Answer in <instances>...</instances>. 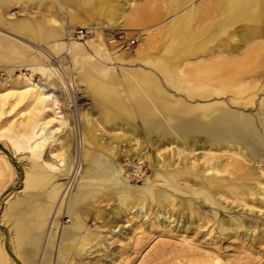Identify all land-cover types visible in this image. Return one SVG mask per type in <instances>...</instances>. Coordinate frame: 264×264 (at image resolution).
Segmentation results:
<instances>
[{
	"label": "bare ground",
	"instance_id": "obj_1",
	"mask_svg": "<svg viewBox=\"0 0 264 264\" xmlns=\"http://www.w3.org/2000/svg\"><path fill=\"white\" fill-rule=\"evenodd\" d=\"M31 1L0 0V27L26 33L29 27L25 18L11 21L3 15V11L18 4L25 8ZM54 1L59 3L60 0ZM121 1L78 0V4L91 15L102 16L101 22L68 16L59 21L51 13L49 18L42 17L34 34L46 42L45 45L24 41L13 34L4 36L0 32L1 59H25L23 65L45 75L44 81L34 80L31 76L13 78L14 67H10L9 79L0 85V137H5L4 142L17 154L24 151L27 159L20 195L13 193L11 197L15 198L7 200L1 217L13 231L14 251L22 264H67L69 253L82 255L89 250L94 239L86 225L85 215L96 212L95 218L98 219L106 213L93 203L97 202V196L103 199L108 195L115 196L119 205L111 209L112 212L126 211L129 214L133 207L140 208V212H133L139 222L138 228L147 225L151 204L159 205V211L164 205L171 207L172 211L175 204L178 210L194 207L201 198L202 204L214 208L217 215L220 209L224 210L218 200L224 187H228L231 194L243 191L245 196L251 197L257 192L264 197L257 186L262 185L256 181L253 187H249L248 178V169L253 166L264 174L260 164L264 153V96L255 102L254 112L238 109L252 104L259 92V78H263L264 74L255 73L253 69L255 64L264 66V43L254 42L244 54L228 53L213 57L206 71L199 73L197 81L201 85L198 87H183L181 81L184 79L181 77L185 74L178 67L174 74L172 65L173 59L177 58L181 63L184 58L178 57L189 53L212 55L217 50L207 47L206 43L217 37L220 38L216 40V45L221 50H228L237 32L241 38L253 40L259 37L264 33V0H206L200 6L206 10L205 16L209 22L199 26L201 30L188 21L190 12L176 13L173 23L169 25L174 42L164 45L166 56L159 60H146L152 48L153 29L135 27L146 31L140 35L143 46L132 55H126L116 48L111 34L104 35L105 27L123 28L133 34L134 27L131 25L156 19L141 11L133 0L128 3ZM185 1L178 0L177 3L183 5ZM239 21L245 23L229 31L230 25ZM77 27H90L94 33L83 40H73L69 34ZM65 33L67 40H62ZM25 35L33 42L34 37L30 33ZM113 46L115 49H112ZM231 48L234 51L239 49L237 45ZM60 52L69 56L67 66L57 57ZM134 61H140V66L122 65ZM115 62L121 64L120 76L113 75L111 67L104 64ZM147 66L158 70L168 84L184 91L187 97L196 95L203 100H211L193 103L176 94L169 96L153 74L143 68ZM75 81L84 84V89L98 108L97 113L110 127L108 131L83 111L74 118L73 129L66 134L62 132L71 121L69 113L61 114L62 109L59 108L62 103L58 97L61 95L64 100H70V104L75 103L76 97L69 96L76 86ZM121 84L122 89L118 87ZM56 88H59L58 95L55 94L58 91ZM137 135L150 142L154 152L159 151L160 147H169L170 154L171 151L185 149L190 155L192 151L208 146L214 150L229 147V155L223 157L222 153H209L211 160L204 161V165L191 164V168L171 169L167 165H172V159L167 164L156 153L150 163L156 168L153 179L145 178L141 187L132 186L121 173L122 168L113 161L119 153H123L130 163L133 162L120 144L129 142ZM0 157L3 161L0 160L2 195L8 187L9 175L5 172L10 170V166L2 155ZM141 157L137 158V173H142ZM169 157V154L166 155L167 160ZM82 164L86 173H80L81 177L77 180L76 175ZM182 176L188 177L183 179ZM67 178L77 181V188L71 194L67 190L69 183L58 182ZM157 180L162 181L159 187L156 186ZM61 210L67 213V222L70 223L55 230L58 228L56 217L62 213ZM187 210V218L192 220L196 214L192 209ZM171 217L172 214L165 215L168 222ZM244 223L241 217L222 215L211 225L215 224L213 229L217 232L232 237L241 228L244 231L254 230L251 226L245 227ZM183 225L188 228L185 222ZM200 226L193 227L198 229ZM4 242V237L0 236V264H10ZM201 257L198 264H226L214 253H201Z\"/></svg>",
	"mask_w": 264,
	"mask_h": 264
},
{
	"label": "rangeland",
	"instance_id": "obj_2",
	"mask_svg": "<svg viewBox=\"0 0 264 264\" xmlns=\"http://www.w3.org/2000/svg\"><path fill=\"white\" fill-rule=\"evenodd\" d=\"M130 0H123L122 3H128ZM136 4L135 6L141 7V11L147 13L149 17L155 16L156 19L145 22L140 25H131L134 27L132 31L133 34L127 33L126 29L115 28L110 29L106 28L104 31L105 36L109 34L115 35L116 33L124 35L125 38L133 37L135 42L127 50H123L126 55L136 54V51L143 46L142 38L140 35L146 30L135 29V27L145 26L146 28L153 29V41L151 44V49L146 55L147 59L159 60L162 56H166V51L164 50V45L169 42H174L169 29L170 23H173V17L176 13L186 14L191 13V17L188 20L191 25L202 26L205 23L208 24L209 20L205 16L206 10L200 6L206 0H186L183 5L178 4V0H133ZM38 4V5H37ZM5 17L11 21H18L22 19L27 20L29 30L26 33H30L34 40L28 39L24 31H11L6 26L3 28L0 27V32L7 35H15L23 39L24 41H29L33 44L45 45L44 41L40 40L34 34L38 21L42 17L49 18L50 14L53 15L55 19L60 21L61 18L74 17L76 19H85L89 20L90 18L94 21L102 20V16L91 15L84 6L78 4V0H60L59 3H56L54 0H43V2L32 0L31 3H28V6L22 8L18 5H11L8 8L4 9ZM245 23V21H239L232 23L229 27V31L238 29V27ZM105 25L104 23H101ZM237 27V28H236ZM204 28V27H203ZM199 30L200 27H199ZM240 32V31H239ZM66 34V33H65ZM202 34V33H200ZM6 35V36H7ZM71 34H69V37ZM203 36V35H202ZM11 40H16L12 37L7 36ZM220 37H217L213 40H210L206 43L207 47L214 48L215 53L212 55L206 53L194 54L189 53L186 56L178 57L184 58L181 63H178L179 60L173 59L172 65L175 68L173 70L174 74L177 72V67L185 74L183 75L184 81L181 83L183 87H198L201 85L198 80L199 73L202 70L206 71V66L209 62L212 61L215 56H225L228 53L231 55H240L244 54L247 50L251 49L254 42L259 41L261 44L264 43V33L260 34L259 37L251 40L249 37L241 38L239 33H235L233 38L235 39L230 47L227 49H219L220 47L216 45V40L218 41ZM73 40H77L71 37ZM62 40H67V34L62 38ZM49 42V41H47ZM19 43V41H18ZM21 44V42H20ZM237 45L239 49L237 51L232 50L231 46ZM145 46V45H144ZM112 49H115L113 46ZM260 50V49H259ZM122 51V50H121ZM264 52V49L262 53ZM62 61V63L67 66L70 63V58L67 54L62 52L58 53L57 57ZM134 57V55H133ZM136 57V55H135ZM182 60V59H181ZM25 62V59H11L4 60L0 58V85L5 83L9 79L8 69L14 67L12 77L16 78L18 76H31L34 80L40 79L41 81L45 80V75L39 72H33L27 66L22 63ZM177 62V63H176ZM111 67V73L117 76L122 75L120 70L121 64L118 62L115 63H104ZM140 61H134L132 63L122 64L125 67H137L140 66ZM20 66V67H16ZM253 72L258 73L262 72L264 74V66L255 64ZM148 69L153 76L158 80L159 85L164 89L166 94L171 96V94H176L184 98V100L193 101V103H204L209 100H203L198 96L189 98L186 96L184 91L176 90L173 86L168 84L162 74L154 69V67H143ZM77 69V68H76ZM9 83V82H7ZM75 87L70 91L69 96L76 97V102L70 104V100H64L60 95L58 101L60 104V110L62 109L61 114L67 112L70 114L68 125L65 126L62 132L69 133L73 129L74 118L77 117V114L83 111H86L87 114L97 120V122L103 127L104 130L108 131L110 127L104 121H102L100 114L97 113L98 108L95 106L92 98L88 95L87 91L84 89L85 86L79 81H75ZM260 87L258 88L257 95L255 96L254 102L248 104L245 107L241 106L238 109H242L245 112H254L256 109L255 102L260 99L261 96H264V77L259 78ZM122 84L118 85L122 89ZM68 88V86H67ZM58 91L55 92L56 95L59 94V88H56ZM71 89V88H70ZM82 89V90H81ZM69 90V88H68ZM200 89H196L199 91ZM254 89H249L248 91H253ZM67 96V94H65ZM224 96H228L225 94ZM223 96V97H224ZM173 97V96H172ZM174 98V97H173ZM67 118V117H66ZM120 132V131H119ZM111 135V134H107ZM5 137H0V155H2L10 166V170H7L5 173L9 175L8 187L6 191L0 195V236L4 237V246L8 254V259L10 264H22L18 256L14 251L13 246V231L10 229L9 223L1 220L5 206L7 205V200L15 198L11 197L13 193L20 195V190L23 188V177L25 166H27V159L24 155V151L20 154L14 151V149L7 145L5 142ZM121 148L124 151H127L128 154L133 159V162L130 163L128 157L122 154H118L116 160L113 161L117 167L122 168L123 176L128 179V183L132 186L141 187L145 178L153 179V172L156 169L152 164V159L154 155L160 154V160L164 159L169 164V161L172 159V165H167V168L177 167L182 168H191V164L194 165H204V161L211 160V154L222 153L223 157L229 155V147L226 149L214 150L210 147H200L195 150L192 154L187 155V150L183 149L182 151H171V154L168 153V148L163 149L159 148V151L154 152V147L150 142L144 141L142 136H135L134 139L128 141H123ZM172 148L174 145L171 146ZM70 147L67 151L70 152ZM158 150V149H157ZM132 151L134 153H132ZM72 152V151H71ZM121 152V151H120ZM137 152V154H135ZM157 153V154H156ZM167 153V154H166ZM132 154V155H131ZM144 154V155H143ZM170 155L169 159H166V155ZM138 156H142L141 163L142 173H137L135 170L137 164ZM149 158V160L147 159ZM0 160L2 161L1 157ZM3 162V161H2ZM119 163V164H118ZM261 166L264 168V153L263 159H261ZM79 167L77 175V180L81 177V174H85L84 170L85 165ZM260 169V168H259ZM249 171V182L250 186L253 187L255 182H259L260 192L264 194V174H260L258 168L254 169V166L248 169ZM261 171V170H260ZM79 174V175H78ZM183 179L188 176H182ZM58 182L68 185L67 190L69 189V194L76 190L77 181L73 182L72 178H67L63 180H58ZM73 182V183H72ZM158 183L156 186L159 187L162 181H155ZM181 182V181H180ZM72 185L70 186V184ZM191 184L190 182H187ZM70 186V188H69ZM262 187V188H261ZM228 187H224L222 192V197L218 196L219 204L223 206L224 210H219L215 213L214 208L209 205L202 204V199L198 200L197 204L192 207L193 213L196 216L194 218L188 219V208L176 209L177 204L172 208L164 205L165 207L159 211L158 206L149 207V221L147 225L138 228L139 222L134 217L133 212H140L141 209L133 207L131 209L132 213L127 214V212H112L111 209L119 205L115 196L108 195L105 199L101 196L95 197L97 202L93 203L105 210V215L96 219V212H90L86 214V225L88 226L90 234L94 239L91 244V248L80 255L78 253H69L67 256V264H198L200 262L201 253L215 254L220 257V259L226 264H264V197L257 192L253 196H245L244 192L238 194H231L227 190ZM259 189V188H258ZM218 195V194H217ZM216 195V196H217ZM134 196V195H132ZM186 197V196H184ZM217 198V197H216ZM263 199V201H261ZM202 200V201H201ZM170 210V212H169ZM62 213L57 215L56 219L58 222L59 230L62 226L67 225L70 222H67L69 216L66 212L61 210ZM114 213V214H113ZM172 217L169 220L165 218L166 216ZM224 216H237L243 218L245 221L244 225L251 226L254 230L244 231L243 228L238 229V233L232 237H228L227 234L217 232L213 229L214 225H211L216 218ZM156 220V221H155ZM172 221V222H171ZM160 222V223H158ZM188 226L186 228L183 223ZM191 222V223H190ZM181 223V225H178ZM190 223V224H189ZM116 224V225H114ZM201 225L198 229H195L193 226ZM112 226H115L114 228ZM180 226V227H179ZM112 229V230H109ZM52 230H54L52 228ZM54 230V231H55ZM183 254H180L183 252ZM55 255V249L53 250Z\"/></svg>",
	"mask_w": 264,
	"mask_h": 264
},
{
	"label": "built area",
	"instance_id": "obj_3",
	"mask_svg": "<svg viewBox=\"0 0 264 264\" xmlns=\"http://www.w3.org/2000/svg\"><path fill=\"white\" fill-rule=\"evenodd\" d=\"M94 33L93 29L90 27H77V29H74L70 34V37H73L78 40H83L85 38H88L92 36ZM105 34V33H104ZM112 38L115 40V47L119 48L121 50H127L131 46H133L135 39L133 38H125L124 35L116 33L115 35L111 34Z\"/></svg>",
	"mask_w": 264,
	"mask_h": 264
}]
</instances>
